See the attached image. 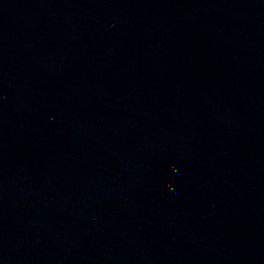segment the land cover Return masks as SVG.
Returning a JSON list of instances; mask_svg holds the SVG:
<instances>
[{"label": "water", "instance_id": "obj_1", "mask_svg": "<svg viewBox=\"0 0 264 264\" xmlns=\"http://www.w3.org/2000/svg\"><path fill=\"white\" fill-rule=\"evenodd\" d=\"M0 264H264V0H0Z\"/></svg>", "mask_w": 264, "mask_h": 264}]
</instances>
